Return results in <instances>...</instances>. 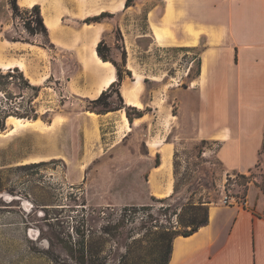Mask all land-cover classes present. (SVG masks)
<instances>
[{
    "label": "rangeland",
    "instance_id": "rangeland-1",
    "mask_svg": "<svg viewBox=\"0 0 264 264\" xmlns=\"http://www.w3.org/2000/svg\"><path fill=\"white\" fill-rule=\"evenodd\" d=\"M41 1L58 24L55 43L49 31L46 37L25 29L31 7L19 6L15 15L8 0H0V55L25 66L9 70L0 92V264H76L82 241L92 237L100 243V256L110 254L109 262L116 264L125 244L136 254L149 252L161 231L188 230V218L201 219L202 207L224 204V195L264 205V149L250 172L225 169L218 145L187 137L188 117L177 116L179 98L191 100L182 91L198 73V48L150 45L142 36L145 8L132 17L100 19L109 27L116 21L126 25L125 31L110 28L100 37L104 54L122 71L123 80L94 103L97 97L86 96L91 78L87 45L78 34L83 19L66 16L62 0ZM115 74L117 80L116 68ZM133 86L137 93L131 92ZM123 89L130 91L128 96ZM127 98L143 104L129 110L130 116L145 114L129 132L114 122L125 112L119 106L134 107ZM90 109L109 111L102 118L89 115ZM8 115L36 117L40 123L5 135ZM161 138L174 150L164 188L152 174L156 170L149 171L148 156L150 150L152 163L157 155L162 162ZM169 188V195H159ZM124 207L137 215L133 223L125 220V229L134 232L119 246L101 231L117 222ZM134 237L138 241L132 242ZM138 262L134 254L125 259L126 264Z\"/></svg>",
    "mask_w": 264,
    "mask_h": 264
},
{
    "label": "crops",
    "instance_id": "crops-1",
    "mask_svg": "<svg viewBox=\"0 0 264 264\" xmlns=\"http://www.w3.org/2000/svg\"><path fill=\"white\" fill-rule=\"evenodd\" d=\"M112 1L62 0L61 6L66 16L81 18L83 23L101 12L106 13L101 19L111 16L115 20L126 14L135 16L145 8L142 36L149 38L150 45L198 48V73L182 91L191 100L179 98L177 116L188 117L187 137L218 145L217 154L225 169L243 174L254 169L264 149V0H133L128 6L123 0L119 10L112 9ZM17 4L25 8L38 4L43 17L50 19L41 0H17ZM90 23L100 26V37L110 28H126L117 21L114 27L104 20ZM130 28L132 24L128 29L133 30ZM57 29L49 31L54 43ZM14 60L0 55L3 64ZM102 79L95 77L96 83ZM94 114L104 118L108 112ZM144 116H134L130 128ZM117 121L121 127L122 119ZM158 142L171 156L174 150L165 138ZM148 156L149 171L158 170L161 163H152L150 150ZM169 165L165 171L152 173L162 188ZM167 192L164 195L171 189ZM254 201L208 206L205 225L190 235L173 237L167 264H264V205Z\"/></svg>",
    "mask_w": 264,
    "mask_h": 264
},
{
    "label": "trees",
    "instance_id": "trees-1",
    "mask_svg": "<svg viewBox=\"0 0 264 264\" xmlns=\"http://www.w3.org/2000/svg\"><path fill=\"white\" fill-rule=\"evenodd\" d=\"M133 2V0H125V6L130 5ZM8 4L13 12V14L18 15L20 12V7L17 4V0H8ZM31 15L28 17H25L23 20L25 29L30 34H43L44 36L48 37V28L44 23L43 16L41 15L40 6L38 4H35L30 9ZM105 12H101L100 15L94 16V17H87L85 18L84 22L90 23L92 21H99L101 17L105 16ZM105 43L101 39L97 46L96 50L99 56L107 61L110 60L103 52V47ZM112 61V60H111ZM113 65L115 66L117 70V80L114 81L110 87H114L115 85L119 84L122 80V71L119 69V67L116 65L114 61H112ZM14 71H18V67H15L12 69ZM10 71H7L4 73L0 69V92H1V86L3 85V79L6 78L9 75ZM126 73L131 76V71L127 70ZM109 87V88H110ZM116 93L119 96L120 99V91L119 89H116ZM106 95V90L103 91L95 100H93L94 103H98L102 100V98ZM123 108L125 110L126 116L129 120V122L132 121V118L134 116L140 117L143 115L142 112L137 111L134 116H130L129 110H134L135 107H130L122 104L119 106V109ZM90 111L95 113H106L109 111V109H101V110H95L90 109ZM32 119H36V117H32ZM159 155H157V158ZM156 158V166L159 164L157 162ZM160 200H166L160 199ZM203 205H199V207H202ZM203 210V216L201 219L197 220L195 217L188 218L185 222L187 223V226L190 228L186 231L176 232L175 229H172V233H169V230L161 231L158 235V239L156 240V243L152 249H150L149 252H144L140 254H136L134 249H131L132 246L126 245V252L124 254L120 255V258L118 259L116 264H126L125 259L129 257L131 254H134L135 257L138 258L139 262L137 264H167L170 258L171 248H172V239L176 235H190L197 231L201 226L205 225L208 221V207H202ZM129 211V212H128ZM176 215H178V212H174ZM137 213L135 211H131L129 208L124 207L122 211L119 213V217L117 219V222L114 225H107L106 227H103L102 233L108 234L111 236V239L116 243V245L122 246L123 240L125 238H130L132 233L134 232V228H129V230L125 229V220H129L131 223H133L136 220ZM150 217L151 215L148 214ZM128 217V218H127ZM119 238V239H118ZM102 239V237H101ZM122 240V241H121ZM138 241L137 238H133L132 242ZM102 245V243H101ZM100 252L102 250L100 249V243H95L93 240V237L90 239L83 240L81 243V250L79 253V257L77 258L76 264H112L109 262V255L106 256H100Z\"/></svg>",
    "mask_w": 264,
    "mask_h": 264
},
{
    "label": "bare ground",
    "instance_id": "bare-ground-1",
    "mask_svg": "<svg viewBox=\"0 0 264 264\" xmlns=\"http://www.w3.org/2000/svg\"><path fill=\"white\" fill-rule=\"evenodd\" d=\"M33 5H31L32 7ZM123 6V0H118L115 6L112 8L113 10H119ZM44 18V17H43ZM44 23L48 28V31L55 32L56 31V25L54 22H52L48 17L44 18ZM100 32L101 28L100 26L91 24V23H86L84 22L82 27L80 28L78 34L81 36V38L86 42L87 48L85 51L86 55V65L90 73L91 78V88L90 90L86 93V96L89 98H96L98 97L103 91L107 90L110 85L116 81V74H115V67L110 61H105L103 60L99 54L97 53L96 46L98 42L100 41ZM34 47V46H32ZM0 68L2 71H11L15 67H19V69L22 71L25 66L23 63H17V62H8L6 64H3L0 62ZM12 66L14 68H12ZM25 70V69H24ZM101 77L102 80L98 83L95 81V77ZM95 81V82H94ZM138 87L133 86L131 89V92L137 93ZM130 91L123 89L121 92L123 96H128ZM126 103L128 105L134 106L138 109H141L143 107L142 102L137 99V98H127ZM89 115H95L92 111H87ZM122 123L125 127V130L127 132L130 131V123L129 120L126 116V113L122 111L121 115ZM57 121V120H56ZM39 120L38 119H30L26 117H19L15 115H8L5 119V124L6 127H8V131L5 132V135H9L17 131L19 128H26V127H33L36 125H39ZM4 131L0 130V136L3 135ZM163 157H162V162L161 165L157 168L159 173L161 171H165L169 165V160H170V153L167 152V150H163ZM38 160H34L33 162H37ZM170 192L169 191L167 193ZM161 196H166L164 194H159ZM169 195V194H168Z\"/></svg>",
    "mask_w": 264,
    "mask_h": 264
},
{
    "label": "built area",
    "instance_id": "built-area-1",
    "mask_svg": "<svg viewBox=\"0 0 264 264\" xmlns=\"http://www.w3.org/2000/svg\"><path fill=\"white\" fill-rule=\"evenodd\" d=\"M222 202H223L224 204H227V203H230L231 200H230V198H229L227 195H224V196H223V199H222Z\"/></svg>",
    "mask_w": 264,
    "mask_h": 264
}]
</instances>
